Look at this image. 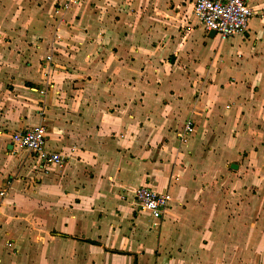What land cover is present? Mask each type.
I'll return each mask as SVG.
<instances>
[{
	"label": "crops",
	"instance_id": "obj_1",
	"mask_svg": "<svg viewBox=\"0 0 264 264\" xmlns=\"http://www.w3.org/2000/svg\"><path fill=\"white\" fill-rule=\"evenodd\" d=\"M66 1L0 5V264H264V0L227 39L196 0ZM38 124L63 165L13 142Z\"/></svg>",
	"mask_w": 264,
	"mask_h": 264
},
{
	"label": "built area",
	"instance_id": "obj_2",
	"mask_svg": "<svg viewBox=\"0 0 264 264\" xmlns=\"http://www.w3.org/2000/svg\"><path fill=\"white\" fill-rule=\"evenodd\" d=\"M72 3H76V1L67 0L60 8L56 9V13H61L62 22ZM194 13L207 31L214 30L221 39H227L247 31L249 21L256 11L250 6L248 0H196ZM56 38H61L60 33H56ZM55 41L56 39L53 42L55 43ZM55 51L53 44L46 57L47 61L53 60ZM47 75L49 77V71ZM41 93L45 94L46 90H42ZM194 131V120L188 119L179 131L178 137L181 142L186 143ZM11 138L18 147L35 153L44 163L61 166L65 162L61 153L47 147V133L43 124L15 132ZM134 200L136 207L148 212L154 218V223L157 224L169 208L172 195L168 190L160 191L149 186H140L135 191Z\"/></svg>",
	"mask_w": 264,
	"mask_h": 264
},
{
	"label": "rangeland",
	"instance_id": "obj_3",
	"mask_svg": "<svg viewBox=\"0 0 264 264\" xmlns=\"http://www.w3.org/2000/svg\"><path fill=\"white\" fill-rule=\"evenodd\" d=\"M2 1L3 0H0V5H2ZM103 1H107V0H103ZM81 2H82V4H81L82 7H84V8L81 11H79V12H75V13H77L79 15H82L81 13H82L83 10H85V7H88L89 10H92L95 15H99L101 13H105L106 12V9L104 7H98V5H97L98 0H81ZM204 30L207 31L205 28H204Z\"/></svg>",
	"mask_w": 264,
	"mask_h": 264
},
{
	"label": "water",
	"instance_id": "obj_4",
	"mask_svg": "<svg viewBox=\"0 0 264 264\" xmlns=\"http://www.w3.org/2000/svg\"><path fill=\"white\" fill-rule=\"evenodd\" d=\"M210 32V36L211 37H214L215 35H216V31H214V30H211V31H209Z\"/></svg>",
	"mask_w": 264,
	"mask_h": 264
}]
</instances>
